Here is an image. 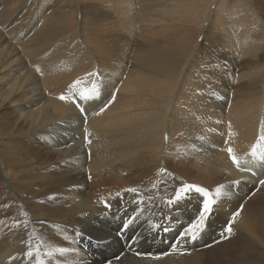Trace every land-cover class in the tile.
I'll list each match as a JSON object with an SVG mask.
<instances>
[{
	"label": "bare ground",
	"instance_id": "6f19581e",
	"mask_svg": "<svg viewBox=\"0 0 264 264\" xmlns=\"http://www.w3.org/2000/svg\"><path fill=\"white\" fill-rule=\"evenodd\" d=\"M29 1L0 0V175L8 189L0 264H115L122 256L121 264H258L264 162L252 149L264 153V54L255 52L250 19L264 32V11L249 0H163L156 17L134 19L160 16L169 25L139 45L134 70L111 61L130 54L114 38L52 46L68 30L83 34L84 21L109 14L114 0L97 14L90 5L99 0H89L30 35ZM237 10L245 18L233 17ZM11 33L31 42L9 44ZM232 56L250 60L242 73ZM184 185L216 202L199 239L171 247L209 199L195 189L177 199ZM120 211L135 218L127 229ZM157 226L170 238L147 240Z\"/></svg>",
	"mask_w": 264,
	"mask_h": 264
},
{
	"label": "rangeland",
	"instance_id": "374dc122",
	"mask_svg": "<svg viewBox=\"0 0 264 264\" xmlns=\"http://www.w3.org/2000/svg\"><path fill=\"white\" fill-rule=\"evenodd\" d=\"M69 1L70 0H67V3H66L67 5H65L63 7H59V6L54 5L55 3L53 2V0H30L29 3L31 5V16L29 18H30V20L33 21V25L31 24L30 25L31 27L29 26L26 29V33H27V31L30 30L29 31V35H30V33H32V30L35 28V26L37 24L41 23L42 20H44L46 22H49V20H56V19L61 20V17L63 15H65V14L70 15L71 14V9L77 8L78 5H80L81 7L84 8L87 5H90L89 3L91 0L90 1L89 0H77L76 2H73L70 5L68 4ZM96 1H98V0H96ZM232 1H234V0H232ZM249 1H251V3L253 4L252 6H255V7L257 6L259 8L260 13H262V11H264V5H261V3L259 2L260 0H249ZM106 2H109V0H105V1L99 0L98 3H95L96 7L93 6L94 4H91L90 6L94 7L92 9L94 12H96L95 14H97L99 6L103 5ZM76 3H77V6H76ZM161 3H163V0H114L113 4H115L116 8L114 7V9L109 11L108 12L109 14H106L103 16L98 15L97 18L92 19L91 21L90 20H86V22L84 21L85 24L82 28L83 34L80 33V29L68 30V31L63 33V35L60 37L59 40H56L55 42H53L52 46L55 45L56 42L61 44V42H64V41L68 42V41H71V39L75 38V40L77 39V41H78L77 43L79 45H81V42L84 40H91V47L90 48H93V46L95 45L94 43H96L94 41L100 40V41L106 42V41H108V38L109 39L114 38L116 40L113 41V46L119 47L120 46L118 44V42H119V43H121V46L123 47V49L129 48L130 54L129 55H123L121 57L123 59V61L121 58L111 59V61H113L115 64H117L119 66H120V64H123V66H125V67L128 66L130 69L136 70L137 66H134V64H133L134 59L132 58V56L134 55V58H135V55H140L139 54V45H141L143 42H147L150 38L161 39V36L163 34H167V32H168L167 27H169V25L164 21V19H161L160 16H159V18H155L154 20L144 22L147 24H142L140 22L135 23L134 19L140 21L141 20L140 17L145 16L146 14H149L150 16L156 17L154 15V14H156L155 11L159 12L158 7H160ZM119 4H121L122 6ZM163 4H165V1ZM240 10L245 12L242 8H240ZM240 10H237L239 12L235 15L233 13L232 16L238 17V19H241V17L245 18V15ZM125 11H129L128 16L123 13ZM152 11H154V13H152ZM234 11H236V10H233L231 12H234ZM262 15H264V14L262 13ZM78 20L80 22V17ZM250 21H251L250 27L252 28V30L250 31V33H251L250 38L254 42H256L255 52L256 53L257 52L258 53L263 52V54H264V32H262L259 29V28L263 27L262 23L258 19H256L255 21L253 19H250ZM256 23H258V25H256ZM84 33L87 35H84ZM10 36H11V38H10ZM20 36L21 35L11 33V35H9V37L7 38L8 39L7 41L9 44L13 43L17 47L24 49V48H26L25 46L31 42V38L28 37L27 35H24L21 37ZM59 41H61V42H59ZM199 41H200V43L202 42V37H200ZM5 44L6 43L2 44V46H0V48L3 47ZM71 45H72V43L70 44V46ZM52 46H50L49 48H51ZM258 49H260V50H258ZM231 59H232L233 63H235V66H239V64H241V73H242V68H243L244 64L248 63L250 61L249 59H245V60H243L242 58L239 59V57H237V56L236 57L232 56ZM17 66L18 65L15 64L14 66H12V68H8V69L4 68L5 71L3 74L7 73V74H9L8 76H10L12 69L18 68ZM126 75H127L126 71L125 72L122 71V75L120 76L121 79L123 80V78L126 77ZM3 187L6 188L7 184L4 181H2V177L0 175V201L3 202L4 204H6L7 202H5V200L7 201L8 198H7V193L3 189ZM6 190H8V189L6 188ZM11 196H12V194H11ZM11 206H12V203L9 204V206L5 205V208H9ZM120 212L122 213L121 214L122 217H124L123 218V220H124L123 226H124L125 223L127 222V220H129L130 218L125 212H123V211H120ZM3 214L2 215L0 214V216H1L0 217V224L4 221ZM197 216H198V218L195 219V216H194L189 221V223H192L194 220H195L194 222H198L199 215H196V217ZM129 226H131V225H129ZM159 227L155 228L153 233L151 230L152 235H151V233H149L148 237L146 239L149 241L150 240L151 241H155V240L160 241V239L162 240L163 236L170 238L169 237V234H171L170 229L168 228L169 231L165 232V231H163V229L167 228V227H164L162 229H161V227L160 228ZM203 230H205V226H203L202 231ZM183 231L182 232L175 231V233H174L175 235L173 234L175 237L172 238V240L170 241L171 247H175V245H177L179 243V240L181 239L180 237H181V234L183 233ZM202 231L199 232L198 237L195 240L199 239V235H200V233H202ZM155 232H157V233H155ZM153 234L157 235L158 237L153 235ZM149 237H150V239H149ZM155 237H157V238H155ZM208 239H214L215 240L216 239L215 234L212 232V235H210V237ZM211 241H207L205 243V245H207V243H209ZM217 241L218 240L216 239L215 242H217ZM99 251H101L104 254H107L108 252H112L110 247H104L103 249H101ZM171 253L172 252H170V253L168 252V254H171ZM126 257L127 256L118 257L115 261V264H117V263L121 264L119 262H121L122 260H125ZM84 259L85 258H80V260H84ZM85 260H87V259H85ZM256 262L258 264H264V256H261L260 259H256ZM33 264H40V263L37 261L36 263H33ZM89 264H91V263H89Z\"/></svg>",
	"mask_w": 264,
	"mask_h": 264
},
{
	"label": "snow or ice",
	"instance_id": "6c2138e0",
	"mask_svg": "<svg viewBox=\"0 0 264 264\" xmlns=\"http://www.w3.org/2000/svg\"><path fill=\"white\" fill-rule=\"evenodd\" d=\"M61 98L64 99V97H61ZM260 139L264 140V136H261ZM228 151H229V153H232L233 149L229 148ZM252 156L253 157L258 156L259 160L261 162H264V153H258L256 147H253V149H252ZM232 160L236 163L237 167L240 166V162L235 155H232ZM234 183H239V182L236 181ZM261 183L264 184V181H261ZM191 189H195L196 192L203 193L204 196L209 197V199H206L204 201V212L201 213L198 222H194V223L190 224L187 228H185L183 233L181 234V237H180L181 239H183L184 237H189L190 239L195 240L197 238L199 232L202 231V229H203V225H204L205 219H206L205 213H208L211 211L212 205L216 201L210 197V193L208 192V190H206L203 187L196 186V185H184V186H182L179 189V191L177 192L176 198L179 199L181 193H186L188 190H191ZM131 191H135V189H132ZM217 195H219V189H217ZM106 206H109V205L106 204ZM235 215H238V213L234 214L233 219L235 218ZM134 219L135 218H130L129 220H127V222L124 225L125 229H127L129 225L134 223ZM157 227H159V226H157ZM163 231L167 232V231H169V229L164 228ZM225 231L227 233L231 234V232H232L231 223H229L227 225ZM58 250L59 251H66L67 249H58ZM32 254L33 253L31 251L28 252L29 256H32ZM49 255H51V253H49ZM40 264H45V262L43 260H41Z\"/></svg>",
	"mask_w": 264,
	"mask_h": 264
}]
</instances>
